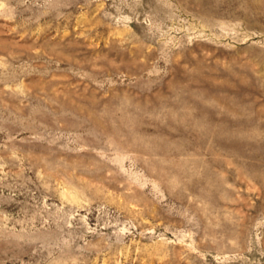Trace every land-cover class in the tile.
<instances>
[{
    "label": "rangeland",
    "instance_id": "rangeland-1",
    "mask_svg": "<svg viewBox=\"0 0 264 264\" xmlns=\"http://www.w3.org/2000/svg\"><path fill=\"white\" fill-rule=\"evenodd\" d=\"M0 264H264V0H0Z\"/></svg>",
    "mask_w": 264,
    "mask_h": 264
}]
</instances>
